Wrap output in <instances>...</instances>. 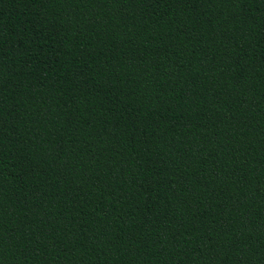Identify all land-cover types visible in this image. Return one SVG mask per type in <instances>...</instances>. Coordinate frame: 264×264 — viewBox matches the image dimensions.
<instances>
[{"label": "trees", "instance_id": "trees-1", "mask_svg": "<svg viewBox=\"0 0 264 264\" xmlns=\"http://www.w3.org/2000/svg\"><path fill=\"white\" fill-rule=\"evenodd\" d=\"M0 264H264V0H0Z\"/></svg>", "mask_w": 264, "mask_h": 264}]
</instances>
